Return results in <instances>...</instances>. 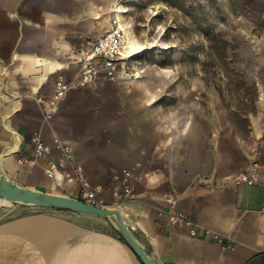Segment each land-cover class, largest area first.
I'll return each mask as SVG.
<instances>
[{"label": "crops", "instance_id": "crops-1", "mask_svg": "<svg viewBox=\"0 0 264 264\" xmlns=\"http://www.w3.org/2000/svg\"><path fill=\"white\" fill-rule=\"evenodd\" d=\"M107 2L0 0V175L79 200L73 169L80 170L101 189L96 205L118 210L159 264H264V152L247 157L233 150L237 141H209L194 127L192 108L166 107L147 95V79L136 84L125 75L72 90L44 118L36 98L49 99L58 75L75 77L88 43L112 20ZM130 84L140 90L126 103L122 87ZM255 122L249 119L250 137ZM33 135L45 146L41 156ZM64 145L70 161L48 177L47 168L64 160ZM240 172L257 181L235 185ZM123 184L132 198H123ZM167 198L189 225L172 227L159 215L169 209ZM34 208L0 218V264H142L113 218Z\"/></svg>", "mask_w": 264, "mask_h": 264}, {"label": "rangeland", "instance_id": "rangeland-1", "mask_svg": "<svg viewBox=\"0 0 264 264\" xmlns=\"http://www.w3.org/2000/svg\"><path fill=\"white\" fill-rule=\"evenodd\" d=\"M107 4L108 16L125 28L131 53L135 51L125 69L130 81L147 79L142 83L147 95L160 97L166 107L176 105L178 111L188 112L192 108L194 127L202 128L209 141H237L236 153L261 156L264 0H108ZM122 90L126 103H133L140 89L130 84ZM251 118L256 119L253 137ZM18 209L36 208L2 202L0 218L14 216Z\"/></svg>", "mask_w": 264, "mask_h": 264}, {"label": "built area", "instance_id": "built-area-1", "mask_svg": "<svg viewBox=\"0 0 264 264\" xmlns=\"http://www.w3.org/2000/svg\"><path fill=\"white\" fill-rule=\"evenodd\" d=\"M128 44V34L125 28L117 20H112L110 27L104 33L88 43L82 58L77 62L78 68L75 77L67 79L63 75H58L49 99L46 101L41 96L36 98L37 103L44 104L42 107L44 118L50 119L55 115L58 112L59 103L64 101L72 90L95 86L106 81L114 82L124 76L126 66L131 59V56H128ZM138 76L137 73L133 75L134 78ZM30 141L35 146L36 156L45 153V146L37 135H33ZM62 149L65 156L64 160H60L57 164H52L47 168L48 177L55 178L58 169L63 168L70 161V147L64 145ZM73 172L79 183V200L88 205L97 206V195L101 190L100 187L92 188L80 170L73 169ZM125 176L127 177L128 174L125 173ZM125 180L126 178L122 179V181ZM232 181L235 185L241 183L251 185L257 181V177L255 174L240 172L233 177ZM114 194L116 195V193ZM122 195L124 199H130L133 196L131 189L126 184L122 185ZM166 203L169 205V209L167 211L161 210L159 215L167 218L168 225L175 227L190 224L187 217L176 210L177 201L175 199L167 198ZM194 235L192 230L191 236Z\"/></svg>", "mask_w": 264, "mask_h": 264}, {"label": "water", "instance_id": "water-1", "mask_svg": "<svg viewBox=\"0 0 264 264\" xmlns=\"http://www.w3.org/2000/svg\"><path fill=\"white\" fill-rule=\"evenodd\" d=\"M0 198L10 203H19L38 208L60 209L79 212L91 216L111 217L125 243L130 247L142 264H159L153 258L147 256L139 244L125 227L121 214L118 210H109L102 207L88 205L78 199L64 195L44 193L37 190L25 189L13 185L3 174L0 175Z\"/></svg>", "mask_w": 264, "mask_h": 264}, {"label": "bare ground", "instance_id": "bare-ground-1", "mask_svg": "<svg viewBox=\"0 0 264 264\" xmlns=\"http://www.w3.org/2000/svg\"><path fill=\"white\" fill-rule=\"evenodd\" d=\"M131 49V44H130V40H129V44H128V56H133V54H134V52H133V54L131 53V51L132 50H130ZM133 49V48H132ZM8 203L9 201H7V200H5V199H3V198H0V203Z\"/></svg>", "mask_w": 264, "mask_h": 264}]
</instances>
